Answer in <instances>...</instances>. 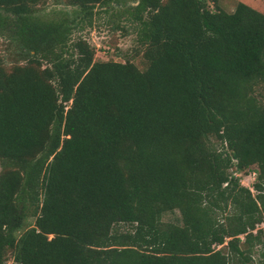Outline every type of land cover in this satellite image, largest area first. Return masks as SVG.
<instances>
[{
    "label": "trees",
    "instance_id": "1",
    "mask_svg": "<svg viewBox=\"0 0 264 264\" xmlns=\"http://www.w3.org/2000/svg\"><path fill=\"white\" fill-rule=\"evenodd\" d=\"M43 1L0 0V264H264V14L129 0L140 71L72 38L123 0Z\"/></svg>",
    "mask_w": 264,
    "mask_h": 264
},
{
    "label": "rangeland",
    "instance_id": "2",
    "mask_svg": "<svg viewBox=\"0 0 264 264\" xmlns=\"http://www.w3.org/2000/svg\"><path fill=\"white\" fill-rule=\"evenodd\" d=\"M113 3L114 0H109ZM242 2L255 10L264 14V0H219L218 4L221 9L226 12H232L235 5ZM129 0H123L122 5H115L116 10L111 7L102 11L98 7L95 9V15L92 24L83 23L75 26L72 32V38H82L95 49L96 61H115L124 63L129 61L133 63L140 71L146 70L148 62L143 57L142 47L137 41V24L129 17L126 8L129 6ZM211 6V5H210ZM104 9V10H105ZM36 15L44 18H53L62 13H67L74 8L70 6L67 0H44L34 8ZM0 67L6 72H10L12 68L20 64V57L16 50V44L8 42L7 37L0 36ZM263 93L264 101V89ZM212 147L219 148L216 140L210 139ZM254 168V167H252ZM1 172V166H0ZM242 186L248 187L254 193L252 185L255 175L253 171H245L241 175H237ZM180 218L177 210L162 215V222L174 223ZM34 219H27L23 228L16 234L19 237L22 232L33 225ZM264 232V225L259 226ZM129 227H116L114 232L121 233L129 230ZM264 237V236H263ZM12 253L7 254V263L13 264ZM255 264V262L251 263Z\"/></svg>",
    "mask_w": 264,
    "mask_h": 264
}]
</instances>
